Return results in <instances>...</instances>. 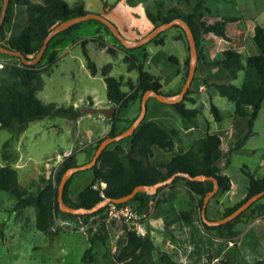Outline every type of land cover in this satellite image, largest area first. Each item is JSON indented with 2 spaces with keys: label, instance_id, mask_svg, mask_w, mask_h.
I'll return each instance as SVG.
<instances>
[{
  "label": "rangeland",
  "instance_id": "374dc122",
  "mask_svg": "<svg viewBox=\"0 0 264 264\" xmlns=\"http://www.w3.org/2000/svg\"><path fill=\"white\" fill-rule=\"evenodd\" d=\"M66 1L69 5L81 2L87 11L105 16L129 42L138 40L163 23L154 25L147 18L144 8L151 0ZM2 2L0 0V6ZM163 2L165 6H170L176 4L177 0ZM207 5L210 10H205L202 16L205 22H213L223 15L239 16L241 19L227 25V37L208 32L199 41L195 78L189 85V96L194 97L195 102H185L187 107L200 110L193 128L187 130L188 125L183 123L171 105L152 94L148 96L145 119L156 118L168 130L174 131L173 147L153 146L151 163L168 160L176 152L189 147L197 137L206 132H216L222 135V143L225 144L222 146L223 156L218 161L223 166L225 153L242 138L243 127L247 128L246 117L233 115L234 102L213 87H206L202 79L229 80L237 86L241 84L243 70H238L236 76L231 77L228 71L214 67L213 63L219 52L226 48L242 52V62H245L246 55L253 54L251 36L255 24L264 25V0H208ZM4 19L1 44H5L10 36L20 32L29 22L25 4H13L8 17L5 14ZM154 37L156 39L152 40ZM82 38H92L86 44L90 58L98 69L103 65L109 66L110 75L121 77L125 91H130L126 80L136 82L139 75L138 69L127 68V60L132 56L137 63H141L142 70L161 84L164 95L175 97L187 77L191 53L185 30L179 22L158 32L147 42L134 46L137 48L132 51L125 49L109 27L88 19L83 20L70 35L52 37L36 66L39 72L31 84L37 89L36 95L44 105L73 103L83 117L77 120L63 115L44 116L30 121L20 133L0 127V166L15 168L23 187L42 194L49 219L47 229L38 230L35 227V206L17 207L14 197L0 189V264H83L81 256L89 245L87 237L100 231L102 225L106 237L97 246L96 263L120 264L116 258L118 241L131 225L111 216L107 204L95 214L82 212L77 219L64 218L53 209L57 188L55 167L67 154H71L77 164L89 161L95 152L93 144L107 132L102 136L96 134L111 125V118L83 109L86 105H113L108 102L102 74L99 71L92 74L87 67L79 44ZM160 39L162 43H158ZM100 40L112 46L115 52L108 53L105 47L101 48ZM28 57L33 55L29 54ZM49 57L54 59L50 62ZM0 61V85H20L23 73L20 69L24 67L21 59L0 54ZM202 84L204 87H200ZM140 101L136 98L120 109L118 116L121 119L116 121L115 127L117 134L132 124L140 110ZM211 103L218 107L221 120L214 119ZM252 129L253 133L245 139L244 144L231 150L223 172L230 177L232 188L209 198L206 210L208 218L218 217L225 206L236 203L244 196L247 172L255 177L264 174V100ZM117 143L123 152L129 150L130 139L127 136L106 146L113 148ZM119 153L122 156L123 153ZM143 162H146L145 159ZM159 168L164 171L163 167ZM91 178L89 168L72 173L67 187L70 198H74ZM104 185L105 182H100V186ZM158 188L157 194L149 201L146 213L139 219L156 246L155 256L160 250H166L175 264H264V209L260 208V204H264V196L234 223L230 233L226 229L204 227L199 197L184 184L180 174ZM157 199L162 201L157 203Z\"/></svg>",
  "mask_w": 264,
  "mask_h": 264
},
{
  "label": "trees",
  "instance_id": "16d2710c",
  "mask_svg": "<svg viewBox=\"0 0 264 264\" xmlns=\"http://www.w3.org/2000/svg\"><path fill=\"white\" fill-rule=\"evenodd\" d=\"M207 1L208 0H177V3L174 5L165 6L163 0H151L146 3L144 10L147 18L154 25L167 22L173 18L179 17L184 19L189 25L195 39L196 47H198L199 41L204 33L212 32L218 36L227 37V25L234 24L241 19L239 16L223 15L213 22H205L202 19L203 12L205 10H210ZM15 3L25 4L29 22L20 32L10 36L5 44H0L14 50H20L26 57H28L29 54L35 55L44 37L57 22L87 12L81 2H75L73 5H69L66 0H43V2L9 0L6 9V18ZM5 21L6 19H4L0 25V33L2 32ZM88 21L99 22L105 27H108L98 19L91 18L88 19ZM82 22L83 21H80L64 28L57 32L53 38L56 35H70ZM91 39L92 38H82L79 41L82 53L86 59L87 67L90 72L95 74L99 71L102 74L106 83L108 102L115 108L114 114L111 117L109 131L105 136L97 139L93 144V150H96L98 144L104 137L117 134L115 127L116 121L121 119L118 116L121 108L125 107L130 101L136 98L140 101L145 90L152 89L158 93H164L161 91V84L152 78L145 70H142L141 63H137L134 56H132L130 60H127V68L129 70L134 68L138 69L139 75L136 82H133L131 79L126 80V84L130 89L129 92L123 90L121 77L117 78L110 75L109 66L103 65L98 69L94 61L90 58L86 44ZM155 39L156 37L152 40ZM251 40L256 48V53L246 55L245 62H242V52L226 48L219 52L213 63L214 67L228 71L231 77H235L238 70H243L244 78L239 86L234 85L229 80L209 81L205 77L202 79V83L206 87H213L219 94L234 102L233 115L247 118V130L234 147L227 150L223 166H220L218 163L219 159L223 156V152L221 137L216 132H206L204 135L197 137L191 142L189 147L176 152L168 160L151 163L150 159L153 156V146L166 149L173 147L174 141L172 136L174 131L168 130L164 124L155 118L145 119V114L135 130L127 135L130 139L129 150L123 152V149L118 144L119 142L113 148L105 146L98 156L96 163L89 168L92 171L91 180L82 187L72 199L68 195L67 187L70 179H67L63 189L64 203L74 207L82 206L84 208H90L104 198H118L124 196L136 185H152L159 180H164L175 172L188 173L192 176L203 174L214 177L217 181L218 188L213 196L229 191L231 188V180L230 177L223 172V168L229 162L231 150L239 148L245 139L253 133L252 126L264 100V25L255 24ZM100 41L99 45L101 48L105 47L108 53L115 52L112 46H107L102 40ZM158 43H162V39H160ZM47 46H49V44ZM136 48L137 47L125 46L127 51H132ZM0 54L12 55L1 52ZM13 56L20 58L17 55ZM42 58L43 56L41 59ZM49 59L51 62L54 57H49ZM39 63L40 61L35 64H26L21 61V64L24 66L20 69L21 72H23L21 84L4 83L0 85L1 128H7L13 133H20L27 127L28 123L34 119H40L48 115H63L70 119H76L80 115L77 106L73 103L68 105H59L56 103L44 105L41 99L37 97V89L31 82L37 77L39 71L36 69V66ZM40 70L43 71V68ZM194 78L195 76L193 79ZM189 92L190 87L180 101L168 103L181 116L183 123L188 125L187 127L196 123L195 117L200 111L197 107L186 106V101L195 102V98L189 96ZM211 112L215 120L222 119L218 107L213 103H211ZM119 152L123 153L122 156ZM143 159H145L146 162H143ZM74 165H77V163L73 156L67 154L55 167L54 179L57 187L63 173ZM159 167H163L164 171ZM180 175L184 180V184L199 197V206H202L203 197L213 188L214 180H194L187 178L183 174ZM100 182H105V185L103 187L100 186ZM0 189L9 192L14 197L15 206L17 207L33 204L35 206V227L41 231L47 229L49 219L42 194L23 187L18 181L15 168L0 166ZM245 189L244 196L236 203L225 206L220 215L216 218H221L229 214L249 196L264 189V175L254 177L250 172H247ZM158 191V187L153 193H149L146 190H138L128 201L136 202L138 211L145 214L149 201ZM263 196L264 195L256 199L245 210L225 223L217 225H208L204 221H202V223L205 228L218 230L226 229L231 233L234 223L247 210L257 205ZM161 201V199L156 200L157 203ZM260 208L263 210L264 204H260ZM53 209L55 213L64 218L77 219L82 214L67 212L60 209L57 200V188ZM101 209L102 207L90 213L95 214ZM105 237L106 233L103 225L100 231L87 237L89 245L84 249L81 256V262L83 264H97V246L100 242L104 241ZM118 247L116 258L120 264L176 263L166 250H160L157 256H155L154 250L156 246L152 238L148 236L147 233L140 234L132 228H126L123 238L118 241Z\"/></svg>",
  "mask_w": 264,
  "mask_h": 264
},
{
  "label": "water",
  "instance_id": "95a60500",
  "mask_svg": "<svg viewBox=\"0 0 264 264\" xmlns=\"http://www.w3.org/2000/svg\"><path fill=\"white\" fill-rule=\"evenodd\" d=\"M8 1L9 0H3V2H2L1 9H0V25L2 24V22L4 20V17L6 14V9L8 6ZM91 18L98 19V20L102 21L103 23H105L109 27V29L112 31V33L127 47H134V46H138L140 44H143V43L147 42L148 40H150L158 32H160L163 29L171 26L174 23L179 22L182 25V27L184 28L186 36H187V40H188L189 48H190V53H191V63H190L189 69H188L187 77L183 83V86L181 87L179 93L175 97H168V96L161 94V93H158L157 91L152 90V89L145 90L141 96L140 110H139L137 116L135 117L134 121L132 122V124H130L127 128H125L123 131H121L120 133H118L116 135L104 137L101 140V142L98 144L95 152L93 153V155L89 161L84 162L82 164H77V165L71 166L70 168H68L63 173V175L60 178V181L58 183V187H57V200H58L59 207L61 210L67 211V212H72V213L93 212V211L97 210L98 208H100L101 206L105 205L107 200L103 199V200L97 202L94 206H92L90 208H84L82 206L74 207V206H70V205L65 204L63 201V189H64L65 183H66L67 179L70 177V175L72 173L80 170V169L90 168L91 166H93V164L96 163L98 156L100 155L102 150L105 148V146L109 142L119 140L120 138L131 134L135 130V128L140 124V122L142 121V119L145 116L146 109H147V107H146L147 98L150 94H152L158 100L165 102V103H173V102L180 101L183 98V95L185 94V92L187 91V89L190 85V82L193 78L196 63H197V58H198V52H197V47H196L194 36L192 34V31H191L189 25L182 18H179V17L173 18L167 22H163L162 24L154 27L152 30H150L147 34H145L144 36H142L138 40L133 41V42H129L120 33L119 29L117 28V26L112 21H110L105 16H103L99 13L90 12V11H87V12L79 14L77 16H74V17L68 18L66 20L57 22L48 31V33L46 34V36L44 37V39L40 45V48L35 53V55L31 58L26 57L20 50H14L12 48H9V47L1 45V44H0V52L6 53V54L17 55L20 57L21 61L26 63V64H35L40 60V58L42 57V55H43V53H44V51L48 45V42L57 32L63 30L64 28H66V27H68L74 23H77V22H80V21H83L86 19H91ZM83 109L85 112H88L91 114L102 113L109 118H111L113 116L114 111H115V108L113 106L86 105V106H84ZM178 174H183L187 178L194 179V180H203V179H213L214 180V186L211 190H209L204 195L202 206H201L202 220L205 223H207L208 225H217V224L225 223V222L231 220L232 218L237 216L239 213H241L243 210H245L252 202H254L256 199H258L259 197L264 195V189H262L256 193L252 194L251 196H249L245 201H243L237 208H235L229 214H227L221 218L209 219V218H207L206 212H205L206 211V204H207L209 198L216 192V190L218 188V184H217L216 179L212 176L203 175V174L192 176L188 173L175 172L174 174L165 178L164 180H159L152 185H144V184L136 185L133 187V189L129 193L125 194L124 196H121L118 198H108V199L111 201H114V202H124V201L130 200L131 197L138 190H146L147 192H154L158 186L170 182L172 180V178Z\"/></svg>",
  "mask_w": 264,
  "mask_h": 264
},
{
  "label": "built area",
  "instance_id": "2783aa9c",
  "mask_svg": "<svg viewBox=\"0 0 264 264\" xmlns=\"http://www.w3.org/2000/svg\"><path fill=\"white\" fill-rule=\"evenodd\" d=\"M2 66V62L0 61V67ZM106 199V203L108 205L109 214L111 216L120 218L124 220L126 223L131 225L132 229H135L140 234H145L146 230L145 227L139 222V219L144 215L137 209V204L131 201H124V202H114Z\"/></svg>",
  "mask_w": 264,
  "mask_h": 264
},
{
  "label": "crops",
  "instance_id": "0c3cea01",
  "mask_svg": "<svg viewBox=\"0 0 264 264\" xmlns=\"http://www.w3.org/2000/svg\"><path fill=\"white\" fill-rule=\"evenodd\" d=\"M237 22H239V21H236L235 23H237ZM253 53H256V48L254 47V52ZM200 87H204V85L202 84V85H200ZM166 96H168V97H170L171 95L170 94H166ZM108 106V105H107ZM219 111V110H218ZM81 117H83V115H79L78 117H77V120L79 119V118H81ZM156 119V118H155ZM247 123V122H246ZM244 125H245V123H244ZM191 128H193V125L192 126H190V127H188V129L187 130H189V129H191ZM109 129H110V125H109V127L108 128H106V129H104V130H102L100 133H98V134H96L97 136H102L103 134H105L106 132H108L109 131ZM243 130H244V133H245V131L247 130V128H245V127H243ZM90 133H93V132H91L90 131ZM96 135H94V136H96ZM220 135V137H221V147L222 146H224L225 144H223L222 143V135L221 134H219ZM104 136V135H103ZM250 136V135H249ZM245 142V141H244ZM244 142H243V144H244ZM237 143V142H236ZM235 143V144H236ZM234 144V145H235ZM242 144V145H243ZM241 145V146H242ZM153 149H154V147H153ZM223 149H226V147H224ZM234 149H237V148H234ZM234 149H232V150H234ZM236 151V150H235ZM264 175V174H263ZM254 176V175H253ZM262 176V175H261ZM255 177V176H254ZM231 188H232V183H231ZM230 188V189H231ZM230 191V190H229ZM69 195V194H68ZM69 197H71L70 195H69Z\"/></svg>",
  "mask_w": 264,
  "mask_h": 264
}]
</instances>
